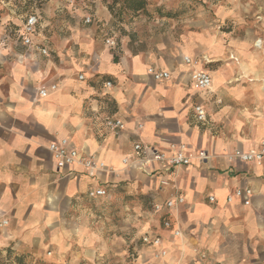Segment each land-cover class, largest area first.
I'll return each mask as SVG.
<instances>
[{"label": "clouds", "instance_id": "clouds-1", "mask_svg": "<svg viewBox=\"0 0 264 264\" xmlns=\"http://www.w3.org/2000/svg\"><path fill=\"white\" fill-rule=\"evenodd\" d=\"M107 2L117 13L123 9V16L114 18L102 0H95L97 10L89 8L86 0L33 3L24 43L46 40L42 33L48 29L55 46L41 52L33 43L25 53L37 82L27 94L28 100L9 107L8 100L17 97L5 95L2 86L11 73L0 79V158L4 161L0 167V193L4 194L0 201V245L13 241L14 253L21 248L31 250L32 237L37 236L40 251L34 255H43L53 264L90 260L86 254L89 248L99 250L102 256L115 253L120 257L117 264H241L246 258L243 242L252 249L264 246V0H139L140 7L135 9L127 6L129 0ZM24 3L27 0H0L5 24L13 18L22 23L23 16H16V11L17 5ZM190 5L196 6L194 14ZM68 14L74 23L65 18ZM193 15L203 38L222 35L219 29L228 26L232 32L226 41L241 30L245 33L242 49L228 45L221 54L224 65L219 71L202 67L212 57L206 39L200 37V45L186 49L184 64L170 69L156 59V55L169 52L167 42L175 44L181 31L187 34ZM89 22H93L91 27ZM37 24L39 33L34 37ZM68 30L71 35L62 39L59 33ZM133 36L134 43L130 40ZM70 41L74 43L69 49ZM257 41L260 47H256ZM16 43L10 41L6 48L0 45V66L15 62L18 54L12 49ZM130 43L135 50L148 45L149 51L142 56L152 66L140 69L139 59H135V67L129 65L133 59ZM76 44L81 47L76 48ZM49 51L59 52V67L52 57L44 59ZM9 52L11 57L4 59ZM112 55L122 57L118 70L99 62L98 57L110 61ZM241 63L249 67L247 76L240 71ZM194 68L199 70L192 76ZM161 70L168 74L163 83L171 86L163 94L157 89L156 96L164 98L149 109L152 90L142 98L143 87L129 75ZM107 72L118 76L115 85L105 80L102 74ZM181 72L186 74L184 80L192 76L195 87L187 91L199 93L195 104L191 97L186 105L179 103L187 95L173 83ZM93 77L95 87L88 84ZM69 93H74L71 100L67 99ZM113 99L119 102L115 114ZM164 104H174L180 117L172 120L171 113L163 112V119L155 117ZM41 111L53 117L55 124L44 123L38 115ZM241 121L247 126L243 132L239 130ZM117 128L121 132L117 133ZM201 128L207 129V141L197 147L202 140ZM37 148L40 155H36ZM205 149L211 153L208 164L203 163ZM113 160L118 163L114 165ZM37 161H42L39 167ZM174 164L176 171L169 174ZM57 167L60 172H56ZM233 170L240 174L230 177ZM76 175L79 185L73 183L69 188L66 178ZM31 177L37 178L39 192L29 185ZM49 183L55 185L51 192L58 204L72 206L73 202L64 198L75 196V206L92 209L97 217L92 225L76 229L67 216L61 221L58 215L49 216L42 209H34L26 220L27 204L49 202ZM193 183L195 188L190 187ZM9 184L12 190H20L15 201L5 191ZM225 190L230 193L227 208L216 202L217 192ZM205 200L209 212L201 216L194 209L205 208ZM12 208L18 209L15 216L10 215ZM93 212H89V219ZM169 215L171 222L165 221L167 227L162 229L161 219ZM82 232H88L90 238L81 241ZM141 237L147 243L137 246L139 259L129 258L128 246ZM0 264L6 262L0 259Z\"/></svg>", "mask_w": 264, "mask_h": 264}, {"label": "crops", "instance_id": "crops-1", "mask_svg": "<svg viewBox=\"0 0 264 264\" xmlns=\"http://www.w3.org/2000/svg\"><path fill=\"white\" fill-rule=\"evenodd\" d=\"M96 10H97V5H96ZM68 19L70 22L72 21V18H66ZM26 19L21 23V24H3L0 23V26H2L4 28V34L0 35V45H3L5 48L7 47V43L10 41H16V45L13 47L12 51L16 52L18 55L15 58V62L14 63H10V65H4V66H0V79H4L5 76H9V73H11L10 79L8 81L5 82V85H3L2 87H4L5 89V95L12 97V96H16L17 99L16 100H12L9 99L7 104L9 107L12 106H18L19 103H23L25 100H28V95L29 93H31L35 88H36V80H35V73L32 69H30L27 66V56H25V53H29L31 47L25 46L23 44V40H22V29L24 26ZM91 27V26H88ZM103 27V22L101 21L99 23V25H97V33L99 34L101 32V28ZM45 33H42V35L44 37H46V40H42V41H34L35 43V48L39 49L41 51L42 48L47 49L48 47H53L55 45H53L52 41H51V34L49 33L48 29L44 30ZM39 33V28L38 31L36 32V34ZM35 34V35H36ZM34 35V37H35ZM60 37L66 38L67 36L71 35V30H68L67 32H60L59 33ZM244 35L243 34H238V35H234L233 38L230 41H226L225 38L228 36L225 35L224 37H215L212 39H208V38H204L206 39V46L209 49V55L212 57L211 59H209V63L206 65H203L202 67L206 70H211V71H219L221 69V67L224 65V60L219 58L221 56L222 53L226 52L227 50V46L228 45H232L235 46L238 49H242L245 46V39H244ZM236 36H239L240 39H237ZM198 37H200L202 39V36L198 35V36H194L192 38H190L189 40H187L186 42H191L192 44H188V45H184L183 47L178 45V41L176 39L175 44L169 45V52L165 53V54H158L156 55V59L161 61V63L163 65H168L170 69H173V65L175 64L176 66L180 65V64H184V58L187 56V52L186 49L189 46H195V45H200L201 43V39H197ZM130 40L134 43L135 41V36L130 37ZM72 41L69 42L68 44V48L70 49L73 46ZM258 45V46H257ZM261 43L259 41H257L256 43V47H260ZM76 48H80L81 45L80 44H76L75 45ZM129 51L132 52V57L133 59L129 60V65L131 67H135V59H139L140 60V65L139 68L143 69L145 67H149L152 66L150 64H146L145 63V59L142 56V53H146L149 51L148 45L147 44H143L139 46V50H135L132 47V43L129 44ZM156 52L158 53L159 50L157 49ZM172 53H179L177 55H172ZM93 55H95V52H92ZM12 55V52H9L8 56L4 57V59H9ZM24 57V61L22 62L20 60V57ZM49 57L53 58V63H55L57 65V67L60 66V54L57 51H49L48 55L44 57L45 60H47ZM99 62L101 64H107L108 67L110 68H117V66L121 65L122 63V57L120 55H112L111 60L110 61H106L104 59L103 56L98 57ZM95 62V61H94ZM230 66V65H229ZM240 71L247 76L248 71H249V67L246 63H241L240 64ZM101 73H97V76H100ZM105 78V80L107 81H111L114 85L118 82V76L115 75V72H107V73H103L102 74ZM185 73L181 72L180 76L175 78V80L173 81V83L176 84L177 89L179 90L180 88H184L185 91H187L189 88H194L192 86L190 77L188 80H184L183 78L185 77ZM129 79H134L135 83L141 87H143V92L140 93V96L143 98L145 94H147L149 92V90L151 89L153 92V97L150 100L149 104H148V108L149 109H153L155 108L158 104H159V100L163 99L164 97H157L156 96V91L157 89L160 91V93H167L168 92V88L171 86L169 85H165L163 83V81L159 82L156 81L152 78V76H150L149 74L146 75H138V76H131L129 75ZM28 81L27 83V87H23L25 81ZM144 80H148L151 81L150 84H142V81ZM88 84L91 87H95V78H90L88 80ZM69 87H71V85H69ZM199 95V93H196V95H193V93L191 91H187V95H185L182 99H180L179 103L182 105H186L189 97H191L192 102L195 104L197 96ZM74 96V93H69L67 99L71 100ZM118 101L113 99L111 102V107L113 108V114H115V112L119 111V107H118ZM71 106V105H70ZM171 113V119L172 120H177L180 117V113L177 111L176 106L174 104H164L163 107L160 108V111L155 112V117L161 118L163 119L164 117H161L160 113ZM39 118L46 124H55V120L53 117H51L47 112L45 111H41L39 114ZM189 115H191V112H189ZM241 127H240V131L243 132L244 128L247 127L246 125L243 124V121L240 122ZM156 127L158 128L159 125L157 124ZM221 127H223V125H221ZM148 129H145L146 134L148 133ZM201 134H202V140H198V144L197 147H201L203 146V143L207 141V129L206 128H201L200 129ZM154 134V133H152ZM28 139H31V137H27ZM132 137H130L131 139ZM7 142V141H6ZM9 147H11V145L9 144ZM156 149V148H155ZM205 151L208 153V156L211 155V153L208 152L207 149H205ZM41 154V149L37 148L36 149V155H40ZM16 155L20 156L21 154L16 151ZM113 164H117L118 161L113 160L112 161ZM3 159L0 158V167L3 166ZM42 161H37V167H39L41 165ZM204 164H208L209 160L207 159L206 161L203 162ZM188 168V167H186ZM61 170L58 169V167L56 168V172H60ZM176 171V169H172L169 171V174H172ZM221 175H223V171L220 172ZM240 173L236 172L235 170L229 172V176L230 177H236L238 176ZM153 175H155V173H153ZM203 175V173H202ZM49 179L51 180V177H49ZM193 180L195 179L194 177L192 178ZM67 186L69 188L72 187L73 183H75L76 185H79L80 183V177L79 175H76L75 177H73L72 179H67ZM121 183H124L123 181H121ZM29 185L37 192H39V184L37 183V178L36 177H31L29 179ZM49 191H48V203H45L43 201H41L40 203L37 204H32L29 203L27 204V211L24 213V217L27 220L29 215L33 213L34 209H42L44 212H47L49 214V216L52 215H58L60 217V220L63 221L65 219V217L67 216L68 218H70L71 214H73L75 211H78L82 208H85L86 206H80L77 207L75 206V196H71V197H65V201L71 200L73 202L72 206H69L67 208H65L64 204H58L57 200H56V195H54L51 192V189L55 187V185L49 183ZM190 187L195 188V184H190ZM6 192H9L11 195V199L13 201L17 200L18 198H20V190H12V185L9 184L6 186L5 188ZM77 195H79V193H77ZM230 195V193L228 191H218L217 192V198H216V202L217 205H224L227 208V204L225 203V201L227 200L228 196ZM4 198V194L0 193V201H2ZM206 207L201 209L200 207H196L194 209V211L196 213H198L201 216H205L208 215L209 212V208H208V200L204 201ZM54 209H58V211L54 212ZM18 212L17 208H12L10 210V215L15 216ZM183 215V214H182ZM163 219L164 217L161 219V228L163 229ZM0 221H3V218L0 217ZM38 226V225H37ZM145 235H147V233H145ZM40 239L37 236H33L32 237V246L31 248H34L36 251L40 250V245L36 243V241ZM22 243V242H20ZM15 242L13 241H9V243L7 245H0V247H8V246H13L14 247ZM243 249L246 253V258L243 259L241 261V264H258L259 261H264V246H260L257 245L255 249H252L248 246L247 242H243L242 243ZM50 250V248H49ZM250 258V260L248 259Z\"/></svg>", "mask_w": 264, "mask_h": 264}, {"label": "rangeland", "instance_id": "rangeland-1", "mask_svg": "<svg viewBox=\"0 0 264 264\" xmlns=\"http://www.w3.org/2000/svg\"><path fill=\"white\" fill-rule=\"evenodd\" d=\"M34 2H35V0H27V3L17 5L16 16H23L22 22L30 14H32L31 9H32ZM86 2L88 3L89 8L96 10L95 0H86ZM102 2L107 7L108 12L111 13L114 18L117 16H123L124 13L121 14V11L119 13L115 12L113 10V6L111 4H108L107 0H102ZM201 2H202V0H201ZM36 6L42 7L43 5L37 4ZM111 7H112V9H111ZM189 8L193 14L196 12V6L195 5H190ZM57 11H59V10H57ZM64 11L66 13L67 9H65ZM41 14L43 15V13H41ZM5 16H6V13L3 11H0V23H3L4 25H5V23H4ZM65 18H72V17L70 14H68ZM170 18H172V17H170ZM189 18L192 19L194 22L192 25L189 26L187 34H185L183 31H181L179 36L176 37L179 46H181L182 43H183V45L192 44L191 42H186V41L189 40L190 38L194 37V36H198V35L201 36V31L196 26L194 15L189 17ZM121 22H123V21H121ZM7 23L8 24H17V23H15L14 18L9 19L7 21ZM92 23L93 22H89L88 26H92ZM231 32H232L231 26L221 27L219 29V33L222 35H218L217 37H224L225 35H227ZM43 33H45V32H43ZM243 33H244V31L241 30L236 35L243 34ZM202 39H204V38L202 37ZM167 43H168V46L171 45V42H167ZM89 212H93V210L86 206L85 208H82L78 211H75L73 214H71L69 219H72L74 221L73 227L78 229L81 227L82 224H87L88 226H91L93 221H95L97 219V217H96V214L93 212L91 219H89ZM89 238L90 237H89L88 232H82L81 233V241H86ZM142 238L143 237H141L140 240H138L136 243L128 246L126 251H127V256L129 258L135 256L137 259H139V252H138L137 246L145 244L143 242ZM79 246L80 245H76L75 247H79ZM13 248H14L13 246H8V247H4V248L0 247V259H3L6 262V264H33V262H35V264H53L52 261L45 259V257L43 255H40V256L34 255L35 252H39L40 250L36 251L34 248H31V250L21 248L17 252L14 253ZM86 254L90 257V260H83L82 259L80 261V264H117V262L120 259V257L113 252H106L102 256L100 254L99 250H96L93 248L87 249Z\"/></svg>", "mask_w": 264, "mask_h": 264}, {"label": "built area", "instance_id": "built-area-1", "mask_svg": "<svg viewBox=\"0 0 264 264\" xmlns=\"http://www.w3.org/2000/svg\"><path fill=\"white\" fill-rule=\"evenodd\" d=\"M31 18H32V14H30V15L26 18V21H25V23H24V26H23V29H22V32H21V33H22V36H21V37H22V40H23V44H24L25 46H28V47H31V46L33 45L34 42H33V40H30L28 44H25V43H24V40H25V32H24V28H25V26H28V25H29V21L31 20ZM35 27H36V32H37V31H38V28H39V25L37 24ZM29 30H31V28H29ZM36 32L33 33V36L36 34ZM45 50H46L45 48H42V49H41V52H43V51H45ZM47 55H48V53H47ZM209 61H210V60H208L207 63L202 64V66L208 64ZM184 62H186V57L184 58ZM198 70H199L198 68H194V69H192V76H194V75H195V72L198 71ZM148 74H149L150 76H152V78H153L154 80L159 81V82L163 81L164 79H167V77H168V74H167V73H164L162 70H161L160 72H153V73H148ZM192 76H190V80L192 79ZM202 79H204V80L206 81V78H205V77H202ZM108 82H111V81H108ZM111 83H112V82H111ZM191 83H192V82H191ZM192 86L195 87V84L192 83ZM116 132H117V133L121 132V129L117 128V129H116ZM153 151L156 152V153L159 155V152H158L157 149L153 148ZM204 155H205V159L203 160V162L206 161V160L208 159V157H209V156H208V153H207L206 151H205ZM181 163H182V166H183V167H185V168H186V167H189V165H188L186 162H181ZM64 167L67 168L68 166H67V165H64ZM58 169L61 170L60 167H58ZM172 169H176L175 164H174L172 167H170L169 171L172 170ZM165 221H168V222L170 223V222H171V216L169 215V216H165V217H164V219H163V227H164V228L167 227ZM0 223H3V221H0ZM142 239H143V242L146 244L147 241H146L144 238H142Z\"/></svg>", "mask_w": 264, "mask_h": 264}, {"label": "trees", "instance_id": "trees-1", "mask_svg": "<svg viewBox=\"0 0 264 264\" xmlns=\"http://www.w3.org/2000/svg\"><path fill=\"white\" fill-rule=\"evenodd\" d=\"M131 9H135L140 7L139 0H129V3L127 5ZM112 9V7H111ZM123 13V9L121 10V14Z\"/></svg>", "mask_w": 264, "mask_h": 264}, {"label": "bare ground", "instance_id": "bare-ground-1", "mask_svg": "<svg viewBox=\"0 0 264 264\" xmlns=\"http://www.w3.org/2000/svg\"><path fill=\"white\" fill-rule=\"evenodd\" d=\"M258 46V45H257Z\"/></svg>", "mask_w": 264, "mask_h": 264}]
</instances>
